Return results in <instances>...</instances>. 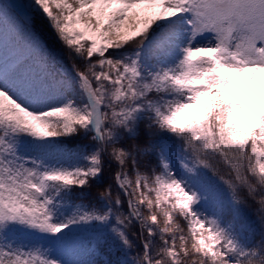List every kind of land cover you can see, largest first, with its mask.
Masks as SVG:
<instances>
[{
  "label": "snow or ice",
  "instance_id": "6c2138e0",
  "mask_svg": "<svg viewBox=\"0 0 264 264\" xmlns=\"http://www.w3.org/2000/svg\"><path fill=\"white\" fill-rule=\"evenodd\" d=\"M0 264H264V0H0Z\"/></svg>",
  "mask_w": 264,
  "mask_h": 264
},
{
  "label": "trees",
  "instance_id": "16d2710c",
  "mask_svg": "<svg viewBox=\"0 0 264 264\" xmlns=\"http://www.w3.org/2000/svg\"><path fill=\"white\" fill-rule=\"evenodd\" d=\"M52 31V30H51ZM53 33V32H52ZM54 34V33H53ZM55 35V34H54ZM61 45L63 46V44L61 43ZM64 49H66L64 46H63ZM66 53H68V51L66 50ZM69 58V57H68ZM95 59V57L93 58ZM70 60V59H69ZM163 135H167V134H163ZM160 138V135H157L156 137H154V139H159ZM86 141H83V143H85ZM87 143V142H86ZM223 170V169H222ZM111 181V180H110ZM85 191L86 195H85V199H89V197L91 196V193L88 192L86 189L83 190ZM86 203H89L91 204L92 202H87L85 201ZM250 203V204H249ZM249 203H248V206H246V211L247 213L252 217V215L254 214V210H257V205L256 203H254L253 201L249 200Z\"/></svg>",
  "mask_w": 264,
  "mask_h": 264
}]
</instances>
